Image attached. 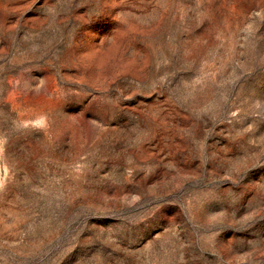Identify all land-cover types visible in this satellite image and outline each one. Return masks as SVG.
Returning <instances> with one entry per match:
<instances>
[{"label": "rangeland", "instance_id": "1", "mask_svg": "<svg viewBox=\"0 0 264 264\" xmlns=\"http://www.w3.org/2000/svg\"><path fill=\"white\" fill-rule=\"evenodd\" d=\"M0 264H264V0H0Z\"/></svg>", "mask_w": 264, "mask_h": 264}]
</instances>
